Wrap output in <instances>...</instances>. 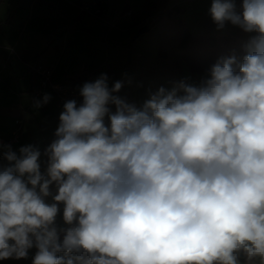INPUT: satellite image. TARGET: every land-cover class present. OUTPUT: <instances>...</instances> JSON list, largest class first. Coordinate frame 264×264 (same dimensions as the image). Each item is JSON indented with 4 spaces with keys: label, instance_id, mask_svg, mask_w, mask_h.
Instances as JSON below:
<instances>
[{
    "label": "clouds",
    "instance_id": "1",
    "mask_svg": "<svg viewBox=\"0 0 264 264\" xmlns=\"http://www.w3.org/2000/svg\"><path fill=\"white\" fill-rule=\"evenodd\" d=\"M207 14L250 34L242 58L139 106L101 74L43 151L0 140V261L264 264V0H210Z\"/></svg>",
    "mask_w": 264,
    "mask_h": 264
},
{
    "label": "crops",
    "instance_id": "2",
    "mask_svg": "<svg viewBox=\"0 0 264 264\" xmlns=\"http://www.w3.org/2000/svg\"><path fill=\"white\" fill-rule=\"evenodd\" d=\"M86 1L92 0H65V8L57 6V0H0V137L10 136L15 127L14 121L21 119L19 139L12 145L14 149L26 144H38L43 151L53 139L52 134L63 110V104H58L52 93H49L52 99L48 104L39 110L33 108L36 99L32 97L31 90L38 83L35 67L40 64L50 66L51 80L54 82H66L73 73L82 71L83 66L89 72V63L76 58L74 48L68 41L71 35L87 34L85 23L90 22H87L85 14L98 16L106 13L109 0L98 14L81 10L80 5ZM37 2L42 6H37ZM125 2L123 0L117 11L130 6ZM169 3L183 8L186 25L191 31L204 32L209 28L226 31L233 27L226 24L224 29L217 30L207 14L210 0H170ZM190 3L193 6L189 11ZM53 6L58 8V13L51 15L47 13L50 9H46ZM157 12L156 8L153 14H148L152 17ZM61 14L63 19L59 18ZM5 42L12 46L10 50L2 47ZM98 75L93 76L98 78Z\"/></svg>",
    "mask_w": 264,
    "mask_h": 264
},
{
    "label": "rangeland",
    "instance_id": "3",
    "mask_svg": "<svg viewBox=\"0 0 264 264\" xmlns=\"http://www.w3.org/2000/svg\"><path fill=\"white\" fill-rule=\"evenodd\" d=\"M125 1L130 5L128 7L130 14L126 16L117 13L123 0H109L107 11L102 15L93 16L86 13L84 17L87 18V22H90L85 23L87 34L71 35L68 43L73 46L77 59L89 63V72L84 66L82 72L91 73L92 71L94 76L99 74L98 77L101 74H106L109 86L116 81L123 80L124 87L117 95L125 97L129 102H135L139 106L149 97V92H155L161 86L171 88L173 83L166 79V75H170L172 72L165 63L155 58L158 51V37L153 26L148 25L146 30L134 37L141 26L148 24L146 19L149 17H144L141 10L144 9L153 14L156 10L155 6L160 0ZM36 4L42 6L40 2ZM57 6L66 8L67 5L65 0H57ZM192 6L193 3H190L189 11ZM57 9L56 6H53L46 10H49L47 13L54 15L55 12L58 13ZM59 18L63 19V14ZM140 24L142 25L140 26ZM116 42L117 44H115ZM10 46L8 42H5L2 47L10 50ZM130 52L133 53V58H131ZM175 73L177 76L190 78L191 82H197L203 75H193L185 65H182L181 70ZM114 110L115 108H113ZM51 190L53 193L56 192L55 188ZM48 202H51L50 197ZM58 223L63 226L60 217H58ZM34 254L35 249H32L28 259L3 260L0 261V264H32Z\"/></svg>",
    "mask_w": 264,
    "mask_h": 264
},
{
    "label": "trees",
    "instance_id": "4",
    "mask_svg": "<svg viewBox=\"0 0 264 264\" xmlns=\"http://www.w3.org/2000/svg\"><path fill=\"white\" fill-rule=\"evenodd\" d=\"M169 1L160 0L156 6L158 12L152 17L150 13L148 14L149 11L141 10L144 17H149L146 26L151 25L155 28L158 37V51L155 58L170 68L172 73L166 75L169 82L185 79L175 73L181 70L183 64L190 72L197 74L205 72L221 56L235 54L238 59L243 57V46L250 34L242 32L235 26L226 31H216L210 28L204 32L191 31L186 25L183 8L177 4H170ZM241 2L242 0L237 2L238 8ZM120 11L127 12L129 9L127 7ZM130 54L133 58V53L130 52ZM58 83L76 85L72 76L67 78L66 82Z\"/></svg>",
    "mask_w": 264,
    "mask_h": 264
},
{
    "label": "built area",
    "instance_id": "5",
    "mask_svg": "<svg viewBox=\"0 0 264 264\" xmlns=\"http://www.w3.org/2000/svg\"><path fill=\"white\" fill-rule=\"evenodd\" d=\"M106 3V0H92L90 2H82L80 5L81 10L89 11L93 14H98L103 10V4ZM118 15H127L130 11L121 12L117 11ZM37 77L38 83L34 86L31 90L32 97L34 99H42L44 94L53 93L56 96L58 104H64L68 100H76L77 103L82 99L79 95V88L85 83L94 81L97 78H94L92 75L88 74L87 72H75L72 75V80L75 82L76 85L70 83H58L51 81V74L52 70L51 67L46 64H40L35 67L34 69ZM15 127L10 136L2 138L4 143H9L13 145L19 139V132L21 128V119H16Z\"/></svg>",
    "mask_w": 264,
    "mask_h": 264
},
{
    "label": "water",
    "instance_id": "6",
    "mask_svg": "<svg viewBox=\"0 0 264 264\" xmlns=\"http://www.w3.org/2000/svg\"><path fill=\"white\" fill-rule=\"evenodd\" d=\"M147 29V26L146 25H143L141 26L138 31L135 33L134 37H136L137 35H139L142 31L146 30Z\"/></svg>",
    "mask_w": 264,
    "mask_h": 264
}]
</instances>
